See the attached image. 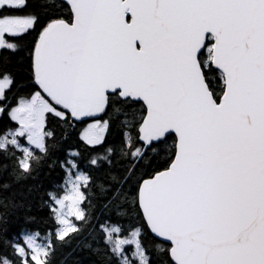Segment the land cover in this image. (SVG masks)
Returning <instances> with one entry per match:
<instances>
[{
  "label": "snow or ice",
  "instance_id": "1",
  "mask_svg": "<svg viewBox=\"0 0 264 264\" xmlns=\"http://www.w3.org/2000/svg\"><path fill=\"white\" fill-rule=\"evenodd\" d=\"M0 264H264V0H0Z\"/></svg>",
  "mask_w": 264,
  "mask_h": 264
}]
</instances>
